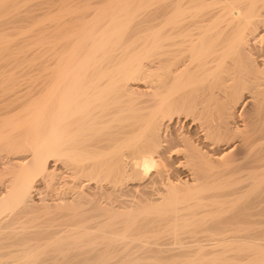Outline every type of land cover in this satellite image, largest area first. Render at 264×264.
Listing matches in <instances>:
<instances>
[{"label": "bare ground", "instance_id": "obj_1", "mask_svg": "<svg viewBox=\"0 0 264 264\" xmlns=\"http://www.w3.org/2000/svg\"><path fill=\"white\" fill-rule=\"evenodd\" d=\"M67 1L0 72V264H264V0Z\"/></svg>", "mask_w": 264, "mask_h": 264}, {"label": "rangeland", "instance_id": "obj_2", "mask_svg": "<svg viewBox=\"0 0 264 264\" xmlns=\"http://www.w3.org/2000/svg\"><path fill=\"white\" fill-rule=\"evenodd\" d=\"M32 1V0H31ZM30 0H18L16 3H17V5L15 4V7H17V6H20V7H17V8H19V9H21V12H20V14L19 15H16V10H18V12L17 13H19V9H17V8H15L13 5L14 4H8V5H6V6H3L1 9H0V20L1 21H3V23L2 24H4V25H1L0 24V26L3 28H0V35H4V36H2V38L4 39H2L1 37V41H0V43L2 44V45H4V47H5V45L7 46V47H11L10 49L9 48H7L6 47V49H4V47L2 46V48L4 49H2L1 47H0V50H2V51H0V72L1 73H12L11 71H13L14 69H15V71L18 73V74H21V73H29V74H33L32 72H36V70H35V66H36V63H37V47H36V42H45V41H39L38 39H35V37H40V33H38V30H35L34 32L32 31L33 30V27H32V29L30 30H28V26H30L31 24H33V20H34V18H38L39 17V15H41L42 16V14L43 13H45V12H47V13H50V11H52V12H56V11H58L59 9H60V5L62 4L61 2H62V0H34V1H32L31 2ZM37 1V2H36ZM46 1V2H45ZM47 1H48V3H47ZM73 1V2H72ZM85 1L86 0H68L67 1V3H68V6H69V4L71 5V6H81L83 3H85ZM90 1H92V2H94L93 0H90ZM97 1H99V0H97ZM96 0H95V5H96V2H97ZM76 2V3H75ZM19 3V4H18ZM24 3H27V4H24ZM37 3V4H36ZM39 3V4H38ZM71 3H73V4H71ZM98 3V2H97ZM94 4V3H93ZM11 6V7H10ZM12 6H13V8H12ZM62 6V5H61ZM23 7V8H22ZM34 7H36V8H34ZM55 7V8H54ZM4 8V9H3ZM5 8H7V9H5ZM10 8H12V10L10 9ZM53 8V9H52ZM10 9V10H9ZM35 9V10H34ZM7 10H9V12L7 11ZM3 11V12H2ZM23 12V13H22ZM26 12V13H25ZM51 12V13H52ZM3 13V14H2ZM12 13V14H11ZM29 13V14H28ZM32 13V14H31ZM42 13V14H41ZM4 14H6V15H9V16H6V15H4ZM22 14V15H21ZM30 14H31V16L33 15H35V14H37V15H35V17H33L32 16V18H31V16H30ZM25 15H27L26 16V18H25ZM6 16V17H5ZM17 16V17H16ZM20 16H23V17H20ZM27 17H28V19H27ZM10 18V22L11 23H9V19ZM20 18V19H19ZM5 19L8 21H6V23H5ZM12 19H14V20H12ZM33 21H31V20ZM28 20H30V21H28ZM36 20V19H35ZM0 21V22H1ZM14 22V23H13ZM31 23V24H30ZM6 24V25H5ZM29 24V25H28ZM76 23L75 22H73V24H71L70 25V27L71 28H73V29H76V27H74V26H76L75 25ZM7 25H9L10 27H7ZM12 25V26H11ZM24 25H26V27L24 26ZM5 26H6V28H5ZM21 27H24V29H26V30H23V28L21 29ZM20 30H19V29ZM9 31H8V30ZM16 29V30H15ZM18 29V30H17ZM50 29V28H49ZM49 29H48V31H49ZM1 30H2V32H1ZM5 30H6V32H5ZM14 33H13V32ZM20 31V32H19ZM32 33H31V32ZM37 31V32H36ZM4 32H5V34H4ZM9 32H12L11 34L9 33ZM15 32H16V34H15ZM27 32L28 34H26V35H28V36H26L25 35V33ZM7 33V34H6ZM20 33V34H19ZM77 34H78V31L76 32ZM76 33H74V34H76ZM37 34H39V35H37ZM77 34H76V36H77ZM8 35H10V36H7ZM11 35H13L12 37H11ZM32 35H34V36H32ZM18 36V37H17ZM76 36H74V37H76ZM11 37V38H10ZM15 37H16V39L18 40V42H16L17 40L15 39ZM22 37H24V38H22ZM72 38H74L73 36H71ZM5 38H8V39H6V40H8L9 41V39H12V40H10L9 42L7 41H5ZM14 39V40H13ZM19 39H21L22 40V42L23 43H21V40H19ZM59 39V38H58ZM2 40L6 43H4V42H2ZM11 41H12V43H11ZM20 41V42H19ZM58 42H62L63 40H62V38L60 39V41L59 40H57ZM16 42V43H15ZM54 42H56V41H54ZM17 43H21L20 45L18 44L17 45ZM9 44V45H8ZM23 44V45H22ZM22 46V47H21ZM28 49V50H27ZM11 50V51H10ZM33 50V51H32ZM4 51V52H3ZM22 53H21V52ZM14 53V54H13ZM16 54V55H15ZM27 55V56H26ZM20 56V57H19ZM26 56V57H25ZM35 56V57H34ZM19 57V58H18ZM23 57V58H22ZM25 57V58H24ZM9 58V59H8ZM16 58H18V59H16ZM7 59V60H6ZM21 59H23V60H21ZM24 59H25V61H24ZM5 60V61H4ZM28 60H29V62H28ZM21 61H22V63H21ZM24 61V62H23ZM4 62H6V63H4ZM27 62V63H26ZM11 63V64H10ZM26 63V64H25ZM35 63V64H34ZM2 64V65H1ZM12 65V66H11ZM20 65V66H19ZM22 65V66H21ZM7 66V67H6ZM5 68V70H4V68ZM19 67L21 68V69H19ZM14 68V69H13ZM12 69V70H11ZM22 70V71H21ZM25 71V72H24ZM262 240H264V236L262 237ZM261 240V241H262ZM222 262V261H221ZM220 262V263H221ZM219 263V262H218ZM217 263V264H218ZM221 264H223V263H221ZM224 264H227V263H224ZM228 264H231V263H228Z\"/></svg>", "mask_w": 264, "mask_h": 264}]
</instances>
